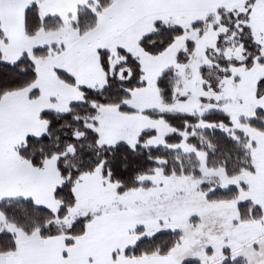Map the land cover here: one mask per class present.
Segmentation results:
<instances>
[{
	"label": "snow or ice",
	"instance_id": "obj_1",
	"mask_svg": "<svg viewBox=\"0 0 264 264\" xmlns=\"http://www.w3.org/2000/svg\"><path fill=\"white\" fill-rule=\"evenodd\" d=\"M0 264H264V0H0Z\"/></svg>",
	"mask_w": 264,
	"mask_h": 264
}]
</instances>
